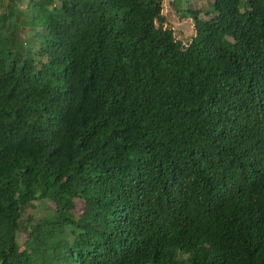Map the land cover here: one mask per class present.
I'll use <instances>...</instances> for the list:
<instances>
[{
    "label": "trees",
    "instance_id": "obj_1",
    "mask_svg": "<svg viewBox=\"0 0 264 264\" xmlns=\"http://www.w3.org/2000/svg\"><path fill=\"white\" fill-rule=\"evenodd\" d=\"M23 4L0 0V264H264V0L185 9V44L161 0Z\"/></svg>",
    "mask_w": 264,
    "mask_h": 264
},
{
    "label": "rangeland",
    "instance_id": "obj_2",
    "mask_svg": "<svg viewBox=\"0 0 264 264\" xmlns=\"http://www.w3.org/2000/svg\"><path fill=\"white\" fill-rule=\"evenodd\" d=\"M24 4L23 6H26L25 2L27 0H23ZM212 0H181V1H174V0H161V6H162V14L165 15L167 19L168 27L173 29L175 32V36L178 40L182 41L183 44L188 43L189 40L193 37L195 34V29H193V21L189 17H180L181 12L185 9H200L201 10V17H206L207 13H205L204 10L210 8ZM36 208L34 209H26L25 212L22 213V226L25 223L27 219V214L34 213L37 218L44 217L46 215L51 214L52 204L51 203H45L46 206L38 205L37 202H34ZM82 208V202L79 200H76V209H74L75 213H78L81 211ZM35 217V218H36ZM26 239V233L22 229H19L17 233V240L21 244Z\"/></svg>",
    "mask_w": 264,
    "mask_h": 264
}]
</instances>
